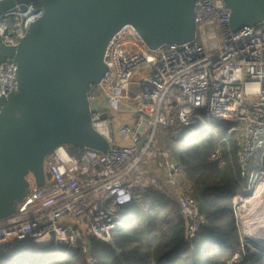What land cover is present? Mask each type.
Listing matches in <instances>:
<instances>
[{"label": "built area", "instance_id": "built-area-1", "mask_svg": "<svg viewBox=\"0 0 264 264\" xmlns=\"http://www.w3.org/2000/svg\"><path fill=\"white\" fill-rule=\"evenodd\" d=\"M41 13L33 1L1 11L0 45H18ZM229 17L224 0H194L193 38L153 49L129 24L115 32L104 52L106 71L87 88L91 126L108 148L60 144L45 154L49 176L41 186L32 173L25 176L26 194L0 219V246L29 239L39 250L80 243L86 251L88 235L109 242L129 216L124 207L148 188L179 205L184 238L191 241L205 216L182 185V166L160 141H177L208 124L239 131V175L252 189L249 198L264 195V19L232 29ZM17 85V64L5 57L0 98ZM209 158L226 162L220 146Z\"/></svg>", "mask_w": 264, "mask_h": 264}, {"label": "water", "instance_id": "water-1", "mask_svg": "<svg viewBox=\"0 0 264 264\" xmlns=\"http://www.w3.org/2000/svg\"><path fill=\"white\" fill-rule=\"evenodd\" d=\"M42 6L16 46L0 45V61L17 64V89L0 98V219L27 192L26 175L41 186L45 154L60 144L105 151L108 143L91 126L87 88L106 71L111 36L131 25L153 49L194 35V0H0ZM229 26L264 19V0H224Z\"/></svg>", "mask_w": 264, "mask_h": 264}, {"label": "trees", "instance_id": "trees-1", "mask_svg": "<svg viewBox=\"0 0 264 264\" xmlns=\"http://www.w3.org/2000/svg\"><path fill=\"white\" fill-rule=\"evenodd\" d=\"M237 136V131L228 133L208 124L168 142L182 166V184L205 216L191 241L184 238L179 205L157 189L148 188L142 198L131 203L133 213L112 230L109 242L88 235L87 249L82 251L80 244L72 249L39 250L29 239L15 240L0 246V264H228L240 244L231 198L237 192H251L234 157ZM218 146L226 161L222 166L209 158ZM250 244H242L243 258L236 264H264V247Z\"/></svg>", "mask_w": 264, "mask_h": 264}, {"label": "rangeland", "instance_id": "rangeland-1", "mask_svg": "<svg viewBox=\"0 0 264 264\" xmlns=\"http://www.w3.org/2000/svg\"><path fill=\"white\" fill-rule=\"evenodd\" d=\"M201 118L203 120H205L206 123H208V118H207V116L205 114H201ZM238 133H239V131H238ZM160 143H161V145L168 146V140H166V139L163 140V141H160ZM219 166H221V165H219ZM254 185H256V183ZM184 187L187 188L186 186H184ZM250 191L251 192L248 195H244L241 192H237L231 198L232 214H233L234 223H235V226H236V230H237V234H238V237H239L240 244H239V248L233 253V255L228 260V264H236L239 260H241L243 258V250L245 248H244V246L242 244H244V243L247 244V245H251L250 243L254 242L257 245L264 247V245L261 244L257 239H254L253 237H250L245 232V231H247L246 228L249 225V223H247L248 221H247L246 216H247V214L249 212L250 205L252 204V202H254V200H257V199L261 200V199L264 198L263 194L260 197H257V198L256 197L255 198H249L251 196V194H252V189ZM130 205H131V203L127 204L126 207H124V209H123V214L125 216H128V215L133 213V209L130 207ZM78 244H80V243H78ZM189 246H190V249H192L194 247L192 242H189ZM234 255H236L235 259H234ZM88 258L89 257H87V262L91 263V262L88 261ZM151 264H153V263H151Z\"/></svg>", "mask_w": 264, "mask_h": 264}, {"label": "bare ground", "instance_id": "bare-ground-1", "mask_svg": "<svg viewBox=\"0 0 264 264\" xmlns=\"http://www.w3.org/2000/svg\"><path fill=\"white\" fill-rule=\"evenodd\" d=\"M246 218L249 223L246 234L264 245V198L252 202Z\"/></svg>", "mask_w": 264, "mask_h": 264}]
</instances>
